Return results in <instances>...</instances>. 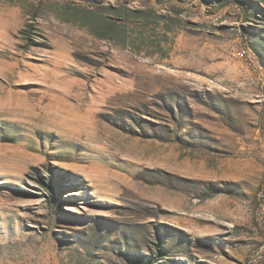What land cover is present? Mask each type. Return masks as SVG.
Returning a JSON list of instances; mask_svg holds the SVG:
<instances>
[{
	"label": "rangeland",
	"instance_id": "1",
	"mask_svg": "<svg viewBox=\"0 0 264 264\" xmlns=\"http://www.w3.org/2000/svg\"><path fill=\"white\" fill-rule=\"evenodd\" d=\"M0 264H264V0H0Z\"/></svg>",
	"mask_w": 264,
	"mask_h": 264
}]
</instances>
